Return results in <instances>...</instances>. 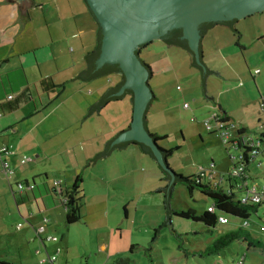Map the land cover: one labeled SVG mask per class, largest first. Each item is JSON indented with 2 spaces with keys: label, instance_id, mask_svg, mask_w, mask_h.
<instances>
[{
  "label": "crops",
  "instance_id": "crops-1",
  "mask_svg": "<svg viewBox=\"0 0 264 264\" xmlns=\"http://www.w3.org/2000/svg\"><path fill=\"white\" fill-rule=\"evenodd\" d=\"M242 19H236L235 28ZM260 21V24H254L256 26L253 27L250 37V25L240 30L236 28L239 31V37L236 38L232 33L231 25L218 23L208 28L201 38L202 60L206 67L218 72L211 75L215 78L213 80L220 81V88L216 94L209 92V78L206 82L209 106L211 104L213 110L217 107L216 112L211 113L210 116L208 114L205 119L211 126V130L206 127L210 132L216 129L214 118L222 113L228 116L227 129L234 135L242 128L247 130V134H251L250 131L254 129L252 127L255 124L264 125V15H261ZM82 22L86 24L88 22V27L83 28ZM96 27L97 21L92 14L90 16L86 0H0V111L3 113L0 117L2 130L0 145L7 143L10 146L11 152L2 153L1 157L14 170L12 177L8 179L3 169V161L0 160V262L46 264L47 258L54 256L49 252L61 248L60 253L66 255L63 264H74V259L67 256L70 248H67L65 243L63 246L61 234L55 241L48 240L49 236L57 237L51 220H48L42 233L38 234L36 229L42 225L43 217L48 218V214L52 211L64 217L65 207L60 206L61 201L59 202L61 191L71 187L76 175L81 173L72 171L69 177L64 179L62 172L58 171V168L53 169L54 167L43 169L32 166L33 169L29 172V169H25L24 166L33 159L25 157V153L36 151L38 152L35 155L36 158H44L47 151L57 149V152H70L75 145L85 141L84 138L82 139L83 136L69 137L73 141L63 137L54 140L55 136H61L57 133L63 131L62 121L56 111L61 107L62 102L58 100L66 91L68 84L72 85L70 98L78 94L84 99L86 95L92 98L95 94V92L93 94L94 90L89 88L95 81H82L76 76L86 66L83 56L75 61L74 54L70 53V59L67 54L63 55V47L67 45L72 52L74 48L71 46L77 43L75 46L77 48L80 46L82 55L87 50L91 51L94 45L85 46L83 36L87 33L89 38H96ZM79 39L83 41L79 42ZM157 40L165 43L161 39ZM238 45H242L243 48ZM141 53L142 50L140 55ZM159 53L158 56L155 53L151 56L154 62L167 59L164 50ZM188 53L192 58V54ZM150 58L146 60L142 57L152 69ZM115 74L119 78L122 75L118 72ZM41 81H43L42 84ZM44 81L47 87L44 86ZM53 85L61 88L58 91L57 88H52ZM109 87L113 86L109 84ZM48 88H50L49 92L46 91ZM153 93L156 97L155 92ZM8 95H13L11 101L7 99ZM231 97L238 101H233ZM9 102L17 108L10 111ZM74 104L68 107L70 111L74 110ZM209 106L208 108L211 107ZM101 112L102 110L99 111L100 116ZM8 114L10 115L6 116ZM128 119L130 116L127 117L126 122ZM212 121L214 127L211 125ZM234 122L238 126L236 131L232 132L230 123ZM122 126L123 124L118 128ZM128 126L129 122L126 127ZM113 131L110 126L108 130L110 135L105 137L106 141L113 137ZM51 139L56 146L47 150V146L51 145ZM23 141H28L29 144L23 145ZM130 144L134 145V143ZM97 145L100 147L101 144ZM97 145L94 148H88L95 150ZM127 146L128 144L124 147ZM117 148L120 149V147ZM23 157L29 160L22 164L20 159ZM43 174L44 176L41 177ZM49 174L53 176L52 180H49ZM19 182L24 184L23 189L18 188ZM56 182H58L57 185ZM53 188H56L55 193ZM99 195V198L95 195L93 199L92 196L87 199L85 215L87 220L92 219L95 223L88 220L91 230L109 226L106 194ZM128 205L125 203L126 217L129 214ZM60 207L64 212L57 210ZM219 232L224 231L219 230ZM108 242L99 243L93 252L90 251L88 256H85L84 263L89 264L87 258L92 255L96 257L99 252L107 253L110 248ZM130 244L134 245L133 242ZM204 248L205 246L184 248L186 252L178 247L169 248L167 258L161 257L160 264H236L239 261L242 264H264V252L259 248H247L242 241L237 245L236 253L231 250L228 253L223 251V253L212 255L214 259L211 261L208 259L209 256L198 254V251ZM106 257L111 259L113 256L111 252H108ZM58 259L60 258L55 257L53 263L56 264ZM107 263L109 262L97 260L94 262V264ZM80 264H82L81 261Z\"/></svg>",
  "mask_w": 264,
  "mask_h": 264
},
{
  "label": "rangeland",
  "instance_id": "rangeland-1",
  "mask_svg": "<svg viewBox=\"0 0 264 264\" xmlns=\"http://www.w3.org/2000/svg\"><path fill=\"white\" fill-rule=\"evenodd\" d=\"M261 15H264V13L254 14L246 19L239 20L240 22L236 28L240 30V28L250 25V37L253 27L256 26L254 24L261 23ZM89 19L93 20L91 17ZM82 24L83 28H87L89 23L82 22ZM232 33H234V36L239 37L234 30H232ZM83 38L87 43L84 42L85 46L95 45V37L91 39L86 33ZM245 38L247 37L245 36ZM81 41L83 40L79 39V42ZM75 45L77 43L73 44L74 47L71 46V48H74L72 52L67 45L64 46L63 55L67 54L71 59L70 53L74 54L75 61L78 60V57L81 59L82 56L84 59L85 54L89 51H85L82 55L80 46L77 48ZM161 50H164V53L166 52L167 59L154 62L151 56L153 53L157 56L160 55L159 51ZM140 56L146 60L150 57L152 59L153 76H151L148 83L151 90L156 94L146 111V127L151 133L165 136L157 142L160 147L173 149L172 154L167 159L169 167L177 174H183L184 176L197 175V173L202 175L204 172L206 176L211 175L215 181H219L221 176L225 177L233 167V160L241 151L235 146L225 145L220 137V131L214 128L216 133L210 132L203 124L206 116L216 112L217 107L213 110V106L211 104V107L209 106V100L206 98L201 84L200 70L191 64V55L177 45H167L156 39L142 49ZM208 78L209 92L216 94L220 88V81L213 80L215 78L211 75ZM80 79L89 82L95 81L93 85L90 84L89 86L95 94H92V98L86 94L85 99L80 97L79 94L70 98L72 85L68 84L66 91L58 100L62 102L61 107L56 111L62 121L63 131L57 133L61 136H55L54 140L62 137L70 139L69 137L83 136L82 139L84 138L85 141L75 145L70 152H57V149L51 150L56 146V144L53 145V139H51V145L47 146V150H51L47 151V158L45 155L44 158H36L35 155L38 152L29 151L25 153V157L30 160L33 159V161L24 166L25 169H29V172L32 171V166L43 169L58 168V171L62 172L63 178L69 177L70 173L75 170L81 173V187L84 194L81 208L83 218L78 222L68 224L65 221V214L64 217L54 211L48 214V220H51L53 228L57 232V239L61 234L63 236V246L66 244L67 248H70L67 256L74 259V264H80V261L85 264V256H88L90 251L93 252L99 243L106 241H109L110 244L107 253L111 252L113 257L108 259L106 257L107 253L98 251V256L92 255L87 258L89 264H94L95 260L99 262L108 261L107 264H110L118 257L126 258L130 264H160L162 263L161 257L167 258L169 248L174 249L179 247L180 244L183 248L206 247L221 234L219 230L228 231L239 225L240 221L238 219L225 215V223L217 222L215 227L208 231L202 221L173 216L170 220L171 226L182 235V242L179 243L171 232L170 226L161 228L152 241L154 228L161 225L162 218H164L163 195L156 190L163 187L165 183L160 181L161 172L156 158L142 151L137 145L128 144L127 147L114 148L108 155L91 160L96 153L104 150L106 138L110 135L108 132L110 126L114 130L112 133V136H114L121 130L119 128H126L128 122H131L133 108L131 96L129 93H125L122 98L110 100L108 104L100 109H97L98 106H96L89 110L90 104L107 91L109 84L115 86L120 78L115 73H109L98 75L96 78ZM60 88V86H57L58 91ZM86 92H88V89H86ZM81 95L83 96L82 93ZM231 99L238 101L233 97ZM73 103H75V108L70 111L68 107ZM184 103L188 107H184ZM100 110H102L101 116L99 115ZM128 116H130V119L126 122ZM74 120L76 121L74 122ZM121 124L123 126L118 128ZM211 125L214 127L213 121ZM237 126L236 122L230 123V130L232 132L236 131ZM258 127L257 124L252 127L254 129H251V135H255L253 132ZM22 143L23 145L29 144L28 141ZM98 143L101 144L100 147H98ZM96 145L97 148L94 150L93 148ZM260 161L261 165H257L255 162H250L248 165L250 174L255 177V180L248 181V187L254 183L264 182V160L260 158ZM43 176L44 174L41 177ZM52 178L53 176L49 174V180H52ZM99 194H106L109 226L91 230L88 220L93 224L95 223L92 219L87 220L85 208L88 204L87 199L90 196L93 199L95 195L99 198ZM125 203L129 204L128 217H126L127 208ZM210 204L211 200L197 188H194L190 194L184 184L176 182L173 185L171 206L175 209L185 211L193 209L196 214L201 215ZM60 206L64 207L61 202ZM57 210L63 211V208L60 207ZM64 211L66 212V210ZM262 211V208L258 209L260 216H262ZM250 228L259 240L264 241V236L259 231V225L252 224ZM131 242L134 245L130 244ZM239 242L230 243L221 253L223 251L228 253L229 250L236 253ZM58 244L61 247L60 242ZM130 245H132L131 249ZM49 254L60 258L56 261V264L64 263L66 255L60 253V250L54 249V252L50 251ZM213 257L209 256V261L213 260ZM53 262L48 261L46 264H54Z\"/></svg>",
  "mask_w": 264,
  "mask_h": 264
},
{
  "label": "trees",
  "instance_id": "trees-1",
  "mask_svg": "<svg viewBox=\"0 0 264 264\" xmlns=\"http://www.w3.org/2000/svg\"><path fill=\"white\" fill-rule=\"evenodd\" d=\"M90 13L93 15L94 19L96 20L93 12L89 8ZM97 21V20H96ZM236 22V19L229 20V21H218V22H204L199 25V32L201 35V38L205 34L206 30L215 24L223 23L227 25H233V23ZM235 32H239L236 28H233ZM102 29L100 24L97 22L96 27V41L94 48L87 52L84 56L85 59V68L80 73L79 77L83 79H91L96 78L98 75L101 74H109V73H117L120 71V67L117 63H105L101 67H96V60L100 54L101 49V41H102ZM182 29L181 28H175L170 31H168L164 36L163 40L168 45H177L179 47H182L186 49L188 52H190L193 55V52L189 48L187 44V40L182 38ZM237 38V36H236ZM237 40V39H236ZM148 45V43L142 44L136 51L139 52V57L142 63L148 68L150 73V78L152 76V69L151 66L146 63L140 56V51L145 48ZM240 48H243L242 45H238ZM199 54H200V63H197L195 60V57L192 56V65H195L201 73V84L203 87V91L205 93L206 98H209L207 95V89H206V82L210 75L212 74H218L216 70L210 69L206 67L205 63L202 60V49H201V39L199 42ZM43 81H41L42 84ZM124 82V76L121 75L119 82L114 86L109 88L100 98L97 103L98 108H102V106H105L108 104L110 100H115L122 98L125 93H129L131 96V99L133 98V94L131 90H125L124 93L121 95H116L115 93L119 90L121 85ZM46 81H44V86H46ZM47 87V86H46ZM53 89L57 88L56 86H52ZM50 88L46 89V91L49 92ZM155 98L154 93L152 92V98L148 102L146 111L148 109V106L151 102V100ZM11 101V100H9ZM8 108L10 111L14 110L16 105L11 104L9 102ZM146 111L144 114V125L146 127ZM217 118V119H216ZM215 120L220 123H228V116L225 113H222L220 115H217L215 117ZM259 124L258 126H260ZM215 132V131H211ZM246 129H239L236 132V135L240 136L244 133H246ZM153 140L155 142H159L161 139L165 138V136L159 135L157 133H151L149 132ZM216 133V132H215ZM255 134L259 137V139L264 138V125L262 127H258ZM112 139H110L106 144L103 151L96 153V155L93 157V160H96L101 155H108L110 151L114 148L121 147L125 144L134 143L136 144L142 151L145 153H148L151 157L154 158V155L150 148L146 146L143 143L136 142V141H127V142H121L112 144ZM159 150L162 153V157L166 162V165L169 167V164L167 162V159L170 157V155L173 152V149H165L158 145ZM237 148H239L242 151V158L240 160V163L243 164V172L238 175L232 177L229 175V172L226 174L225 177L221 176V179L219 181H215L212 176L208 177L205 173L202 175L200 173H197V175H189L184 176L183 174H177L174 172V179L172 180L171 175L159 165L160 169V181L164 182L165 185L163 187L158 188L156 191L159 193H162L163 200V213L164 218L161 225L154 228V234L152 241L157 236L158 232L161 228L171 226V219L173 216H181L184 218H191L193 220L202 221L208 231H211L216 225L218 221V218L220 216L224 217L225 215H230L235 219H238L240 221L239 225L235 227L234 229L224 231L221 233L210 245L206 246L203 250L198 251L199 255L202 256H212L219 254L225 247H227L230 243L234 241H242L246 244L247 248H259L262 252H264V241H261L255 236L252 232V229L250 228L252 224L259 225V231L264 236V230L261 229V227L264 225V211L262 212V216L258 214V205L256 204H248L241 202L240 196L245 192L247 189V183L250 180H255V177H253L248 169V165L250 162H254L253 159L249 155L250 148L244 146L240 141L237 143ZM239 163V162H238ZM256 163V162H255ZM237 163H234L236 165ZM257 164V163H256ZM258 165V164H257ZM182 183L186 186L187 190L191 194L193 192L194 188H197L200 190V192L208 197L211 200V204L214 208V211L211 212L208 210V206L206 211H204L201 215L196 214L195 210L188 209L185 210H177L173 206H171V197L173 192V185L176 183ZM82 184V176L81 174H77L73 184L71 187L66 188L64 191H61V195L65 198L66 202L63 204L65 207L66 213H65V221L68 224L78 222L83 218V214H81V208L83 204V190L81 187ZM258 184V183H257ZM56 189V188H55ZM54 188L52 189L53 192L56 191ZM55 193V192H54ZM259 221V223H258ZM225 223V222H224ZM173 235L178 239L179 243L182 242L181 240V234L176 232L172 228ZM132 246L130 247V249ZM179 249L186 252V250L181 247V244L178 247ZM1 264H10L7 262H0ZM110 264H130L129 260L126 258L118 257Z\"/></svg>",
  "mask_w": 264,
  "mask_h": 264
},
{
  "label": "water",
  "instance_id": "water-1",
  "mask_svg": "<svg viewBox=\"0 0 264 264\" xmlns=\"http://www.w3.org/2000/svg\"><path fill=\"white\" fill-rule=\"evenodd\" d=\"M86 2L103 32L96 67H101L105 63H117L120 67L118 73L124 76V82L115 94L121 95L125 90H131L133 94L131 122L128 127L110 138L111 143L136 141L145 144L173 180L174 171L166 165L158 143L153 140L144 125V114L152 98V90L148 83L149 70L140 60L139 52L136 50L142 44H149L156 39L163 40V36L172 29L181 28V37L187 40L193 52L192 56L200 63L201 23L242 19L264 12V0H86ZM232 27L235 28L234 23ZM81 72L82 70L76 76L79 77ZM99 98L90 104L89 110L97 106ZM103 156L105 155L99 157ZM170 230L172 232L171 227Z\"/></svg>",
  "mask_w": 264,
  "mask_h": 264
},
{
  "label": "built area",
  "instance_id": "built-area-1",
  "mask_svg": "<svg viewBox=\"0 0 264 264\" xmlns=\"http://www.w3.org/2000/svg\"><path fill=\"white\" fill-rule=\"evenodd\" d=\"M13 98V95H8L7 99L11 100ZM184 107H188V105L186 103L183 104ZM2 112L0 111V117L2 116ZM214 118V117H213ZM215 120V118H214ZM216 130L220 131V137L223 140V143L225 145H232L235 146L237 148V143L240 141L244 146L250 148L249 150V155L250 157L253 159L254 162H256L258 165H261V161L260 158L264 160V138L259 139V137L255 134V135H251V134H247L244 133L240 136L238 135H234L232 133H230L227 129L228 124L227 123H220L218 121H216ZM205 126L207 127V129L211 130V126L208 125L207 121H205ZM262 127V124L259 126V128ZM2 134V130L0 129V135ZM239 149V148H238ZM239 153V155L233 160V167L229 170V175H231L232 177L234 176H238L240 175L244 168H243V164L240 163L242 156V151ZM10 146L7 143H3L0 145V160H2L1 154L2 153H10ZM27 160V158L23 157L20 159V163H25ZM3 161V160H2ZM239 162V163H238ZM234 163H237L236 165H234ZM3 169L5 172L6 177L9 179L11 178L13 175V171L10 166L8 165L7 162L3 161ZM204 173V172H203ZM211 176V175H210ZM209 176V177H210ZM56 185L58 184V182L55 183ZM247 185V189L245 190V192L240 196V200L241 202L244 203H248V204H256L258 205V208H262V210L264 211V182L263 183H254L252 184V186L248 187V182L245 183ZM18 188L19 189H23L24 188V184L22 182L18 183ZM59 190V188H57ZM60 201L61 203H65L66 200L63 197V195L60 194ZM208 210L213 212L214 208L212 205H210L208 207ZM262 211V212H263ZM218 221L220 223H224L226 222V218L220 216L218 218ZM42 225H40L37 229L36 232L42 233L45 230V225L48 222V218L47 217H43L42 219ZM262 230H264V225L261 227ZM48 240H57L56 236H49ZM60 249H58L59 251ZM48 261L53 262L55 260V257H48L47 258ZM236 264H242L241 261L237 262Z\"/></svg>",
  "mask_w": 264,
  "mask_h": 264
},
{
  "label": "bare ground",
  "instance_id": "bare-ground-1",
  "mask_svg": "<svg viewBox=\"0 0 264 264\" xmlns=\"http://www.w3.org/2000/svg\"><path fill=\"white\" fill-rule=\"evenodd\" d=\"M217 119V118H216Z\"/></svg>",
  "mask_w": 264,
  "mask_h": 264
}]
</instances>
